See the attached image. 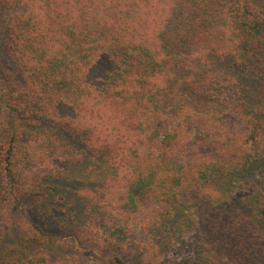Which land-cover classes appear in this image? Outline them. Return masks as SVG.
Here are the masks:
<instances>
[{
	"label": "trees",
	"instance_id": "trees-1",
	"mask_svg": "<svg viewBox=\"0 0 264 264\" xmlns=\"http://www.w3.org/2000/svg\"><path fill=\"white\" fill-rule=\"evenodd\" d=\"M0 32V264H59L52 229L102 245L66 199L85 160L136 264L163 263L159 230L188 264H264V0H0Z\"/></svg>",
	"mask_w": 264,
	"mask_h": 264
},
{
	"label": "rangeland",
	"instance_id": "rangeland-1",
	"mask_svg": "<svg viewBox=\"0 0 264 264\" xmlns=\"http://www.w3.org/2000/svg\"><path fill=\"white\" fill-rule=\"evenodd\" d=\"M3 38L4 35L0 32V64L4 63L2 62L4 59ZM0 74L4 75L7 72ZM255 94L253 102L251 101V110L255 113V117L264 118V77L258 82ZM92 170L91 163L87 160L74 166L68 170L64 186L66 188V199L69 198L72 204V207L69 208L74 215L72 218L78 224L92 226L95 241L98 239L102 245L89 244L86 248H81L71 232L59 231V228L47 230L45 231L48 234L46 241L51 257L53 261L59 264H110L108 261L116 253L112 254L105 250L106 245L103 242L108 244L107 241H114L120 244L124 257H126V264H136L139 258L136 243L139 223L130 222L125 224L122 221L120 214L114 211L117 208L116 205L113 201L108 204L110 200H106L107 198L102 191L103 177H101L99 171ZM260 179L261 175L254 174L251 182L258 183ZM57 200H59L58 196ZM21 204L23 211L41 225L40 219H44L37 211L33 210L30 200H24ZM60 209H63L62 213L66 216L64 208ZM99 236H101L103 242ZM155 237L158 238L162 244L161 248L167 253L161 264L189 263V256L193 255V252L185 245V243L189 244L188 241L182 240L180 244L178 241V243H170L169 245L168 234L161 230L155 233Z\"/></svg>",
	"mask_w": 264,
	"mask_h": 264
}]
</instances>
